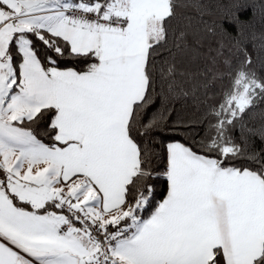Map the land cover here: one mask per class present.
Listing matches in <instances>:
<instances>
[{
	"label": "snow or ice",
	"instance_id": "obj_1",
	"mask_svg": "<svg viewBox=\"0 0 264 264\" xmlns=\"http://www.w3.org/2000/svg\"><path fill=\"white\" fill-rule=\"evenodd\" d=\"M0 264H264V0H0Z\"/></svg>",
	"mask_w": 264,
	"mask_h": 264
}]
</instances>
